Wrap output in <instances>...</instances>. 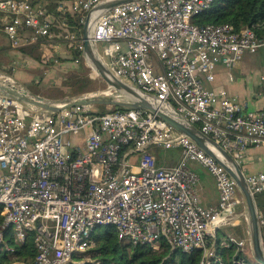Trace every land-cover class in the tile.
<instances>
[{
	"label": "built area",
	"instance_id": "obj_1",
	"mask_svg": "<svg viewBox=\"0 0 264 264\" xmlns=\"http://www.w3.org/2000/svg\"><path fill=\"white\" fill-rule=\"evenodd\" d=\"M100 1L0 0V34L15 50L39 39L73 40L67 23L82 26ZM213 1L124 3L96 20L93 41L114 77L171 105L235 160L264 231V171H244L247 149L264 147V110L247 111L224 88L203 85L214 81L217 66L230 69L264 48V25L193 24ZM54 26L64 34L55 36ZM105 109L80 105L51 113L0 95V249L9 230L16 244L32 237V264H83L74 256L94 248L95 230L105 228L114 230L122 246L199 250L198 264H221L218 249L235 245L241 254L236 263L250 264L247 237H217L222 226L245 219L243 210L236 211L243 203L224 168L146 110ZM152 146L180 149L179 161L157 167L147 152ZM191 163L214 178L215 206L199 204Z\"/></svg>",
	"mask_w": 264,
	"mask_h": 264
},
{
	"label": "water",
	"instance_id": "obj_2",
	"mask_svg": "<svg viewBox=\"0 0 264 264\" xmlns=\"http://www.w3.org/2000/svg\"><path fill=\"white\" fill-rule=\"evenodd\" d=\"M137 0H102L85 15L82 24V51L84 65L91 69L106 85L103 91L83 93L71 97L48 99L34 94L25 87L6 85L8 76L0 73V95L5 96L26 107H33L45 112H56L61 108L73 106H104L115 109H142L154 114L168 124L176 133L188 138L216 163L224 168L235 183L243 203L244 222L246 225L248 248L251 259L256 264H264V245L258 223L256 205L245 177L235 160L214 140L203 134L196 126L189 123L171 105H160L155 97L120 81L114 77L100 60L93 41V28L96 20L115 6ZM218 231V230H217Z\"/></svg>",
	"mask_w": 264,
	"mask_h": 264
},
{
	"label": "trees",
	"instance_id": "obj_3",
	"mask_svg": "<svg viewBox=\"0 0 264 264\" xmlns=\"http://www.w3.org/2000/svg\"><path fill=\"white\" fill-rule=\"evenodd\" d=\"M57 19H59L56 14ZM193 24L198 26L220 25L228 23L235 29H240L243 26L264 25V0H214L210 9L191 19ZM55 25H59L55 23ZM67 32L74 35L73 40L64 41L68 50V59H59L62 61H74L78 63L77 71L66 80V84L71 89H75L69 96L82 94L87 92L89 87L94 84V77L89 74L87 67L84 65L81 57V51L77 48L81 41L82 26L68 22ZM53 34H64V31L58 27L51 28ZM56 40L58 37L55 38ZM61 41V40H60ZM47 42L45 39H39L36 43L18 49L22 56L31 57V59L39 64H44L39 56H32L30 51L36 49L39 43ZM66 58V57H65ZM57 61V60H56ZM50 61L47 64H52ZM64 95V96H67ZM62 96V97H64ZM98 112H105L104 106L94 107ZM122 110V108H119ZM1 212V208H0ZM3 217L0 213V226ZM100 229V228H99ZM97 229V230H99ZM242 230L236 228L233 232L237 238H241ZM261 231V236L264 245V231ZM95 247L90 250V256L99 264H198L201 252L193 251L189 254L181 251L169 252L167 246H163L162 251H152L142 245H126L122 246L117 238L116 233L112 229H104L100 232H94ZM12 245L13 251L5 250L6 246ZM218 255L221 258V264H237L241 254L237 251L235 245L229 248L218 249ZM35 257L32 237L27 238L24 244H16L13 241V233L9 230L4 232V243L0 249V264H13L18 262L32 264ZM84 255L77 254L75 259L81 260ZM251 259V258H250ZM249 259V260H250ZM248 261V260H247ZM94 263V264H96ZM89 264V263H84Z\"/></svg>",
	"mask_w": 264,
	"mask_h": 264
},
{
	"label": "rangeland",
	"instance_id": "obj_4",
	"mask_svg": "<svg viewBox=\"0 0 264 264\" xmlns=\"http://www.w3.org/2000/svg\"><path fill=\"white\" fill-rule=\"evenodd\" d=\"M46 41L47 42L39 43V46L36 49L30 51L32 56H39L44 64H39L33 61L31 57L29 58L27 56H22L19 51L12 49L9 46H3L0 49V73L8 76L14 81H17L22 87H25L36 95L48 99H58L62 98V96L64 95L72 94V91L73 93L75 92V89H73V87L71 88V91L65 81L69 80L70 76L74 74V71H77L78 63L69 60L61 62L59 60L68 59V50L66 49V45L64 42L55 43V41L52 40ZM56 44H58V47L54 48V45ZM50 61H52L53 63L47 64ZM87 69L89 74H92L94 77V84L89 87L90 90L88 89V91L84 93L105 90L106 85L104 84V82L100 80L95 74H93L91 69ZM224 69L227 71L226 68ZM64 97L71 96L67 95ZM67 139L70 140L71 138L69 136L64 138V140ZM147 152H153L158 155V158L166 161L168 167L175 161L178 162L181 156V150L177 148L166 150L162 147L152 146L147 150ZM204 171L207 174V171ZM104 229L105 228H100L99 230H96V232L103 231ZM219 230L220 231H218L217 233L218 239L233 237L236 240H239L237 238V235H235V233L233 232L232 228L222 226ZM9 247L10 249H13L12 245H10ZM89 252L83 254V264L96 263L90 256ZM247 256V260L250 264H256L250 262L249 258L251 257L249 250ZM27 264L30 263L28 262ZM96 264H99V262H97Z\"/></svg>",
	"mask_w": 264,
	"mask_h": 264
},
{
	"label": "crops",
	"instance_id": "obj_5",
	"mask_svg": "<svg viewBox=\"0 0 264 264\" xmlns=\"http://www.w3.org/2000/svg\"><path fill=\"white\" fill-rule=\"evenodd\" d=\"M8 46L4 35L0 34V49ZM230 73L231 79L228 78ZM207 89L224 88L230 97L240 104L245 105L247 111L264 110V48L255 54H245L241 61L236 63L227 71L222 66H217L212 83H204ZM203 84V85H204ZM83 136L80 135L77 140L82 141ZM155 159L157 167H168L165 160L158 158V155L151 152ZM247 173H257L264 171V147L262 145L250 146L245 155ZM177 161L169 167L174 166ZM190 169L198 174V182L195 186L196 196L199 204L203 207L215 206L218 202V192L216 189L214 178L207 172L205 173L203 166L197 163H191ZM207 171V170H206ZM242 206H238L237 213L242 211ZM234 231L236 228L241 229L242 236L238 239L247 237L246 225L242 218H239L234 225H227ZM220 231V230H218ZM13 264H27L23 262Z\"/></svg>",
	"mask_w": 264,
	"mask_h": 264
},
{
	"label": "bare ground",
	"instance_id": "obj_6",
	"mask_svg": "<svg viewBox=\"0 0 264 264\" xmlns=\"http://www.w3.org/2000/svg\"><path fill=\"white\" fill-rule=\"evenodd\" d=\"M6 85L17 87V89L21 88L13 79L6 78V81L4 82Z\"/></svg>",
	"mask_w": 264,
	"mask_h": 264
}]
</instances>
